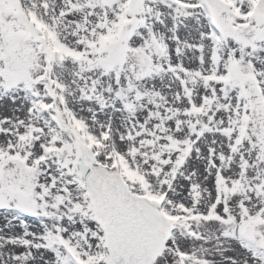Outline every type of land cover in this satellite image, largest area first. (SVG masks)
<instances>
[{"label":"snow or ice","instance_id":"snow-or-ice-1","mask_svg":"<svg viewBox=\"0 0 264 264\" xmlns=\"http://www.w3.org/2000/svg\"><path fill=\"white\" fill-rule=\"evenodd\" d=\"M0 264H264V0H0Z\"/></svg>","mask_w":264,"mask_h":264}]
</instances>
